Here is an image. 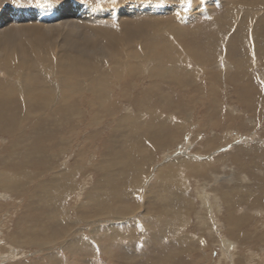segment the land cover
Masks as SVG:
<instances>
[{"label": "bare ground", "instance_id": "obj_1", "mask_svg": "<svg viewBox=\"0 0 264 264\" xmlns=\"http://www.w3.org/2000/svg\"><path fill=\"white\" fill-rule=\"evenodd\" d=\"M227 2L229 0H220V5L228 6ZM52 5L42 6L43 13L35 14L34 11L20 9L16 12L10 10L0 16V138L1 135L9 137V141L6 138L7 145H0V189L27 192L33 187L26 208L35 214L27 215L32 222L25 221L26 214L21 216L18 223L15 221L17 227L8 237V243L20 249H41L44 254L37 260L28 261L30 264H44L45 261L49 264H81L80 256L87 259L82 264H89V260L92 261L95 256L104 258L111 264L117 260L124 264H140L136 259L149 253L147 245L150 242L158 245L161 241L175 242L182 248L161 259L150 260V254H147L142 257L147 260V264H176V258L185 256L187 252H197L204 258V236L185 230L189 225L188 217L193 211V203L183 192L188 188L187 182L190 180L210 174L212 177H219L218 170L226 167L227 162V167L236 165L240 169V172H233L235 177H230L233 179L223 180H232V184H221L204 196L207 199L204 200L206 208L215 217L212 221H216L218 217L220 220L209 222L201 217L200 225H196H208L205 230L212 235L226 234L240 241L248 239L249 236L246 235L249 234L245 230H248L254 218L239 208L245 204L254 207L262 202L264 179H256L259 177L253 176V170H249L251 167L232 151L215 160L205 159L198 166L199 161L195 157L185 152L179 157L171 156L173 154L168 155L165 148H172V144L179 142L187 130L185 123L192 121L194 110L201 108L204 112L200 111L199 114L204 121L211 128L218 126L219 122L213 119V115L220 107L217 89L222 80H230L238 88L236 93H250V97L245 99L244 94L242 97L245 98L240 100L246 109L251 110V101L255 100L253 97H258L254 96L257 83L253 78L248 84L240 82L241 78L254 75L253 67L258 65L257 49L255 48L254 58L250 55L243 60L232 58V62L230 58L228 70L212 69L222 56L220 40L223 38V28H219L215 29L212 37L203 45L198 44L192 49H179L170 41L167 49L130 53L131 43L136 40L137 34L129 32L124 37H119L114 30L103 29L106 40L103 42L99 40L97 29L98 26H105V21H114L119 16H142L144 14L141 12L145 8H136L139 14L129 11L131 8L123 11L111 8L113 11H106L71 0L67 3L54 2ZM241 6H246L245 10L248 12L243 13ZM258 6H263L264 10V0H235L233 7H227L230 11L236 10L233 23L239 28L247 29L242 35L246 41L249 30L254 42L261 34L264 37V31L257 33L264 29L261 25L264 24V18L262 14H257L262 8ZM206 9L208 12L212 10L211 7ZM216 20L212 23L222 25ZM150 34L155 35L157 32L150 31ZM155 38L163 39V36L159 34ZM145 39L146 36L143 35L142 40ZM237 44L235 42L233 45ZM243 52L248 53L249 48L246 47ZM201 75L206 78L198 83ZM202 87L207 89L206 93ZM88 129L89 132L86 133L85 130ZM103 133L104 136L101 135ZM210 142L205 150L212 149L213 142ZM94 143L102 149L101 154L93 151L96 149L92 148ZM68 151L74 158L66 164L63 158L69 154ZM157 151L168 160L165 164L159 162L155 171L152 169L155 177L152 175V181L150 179L147 182L143 175L147 170L150 171L154 152ZM47 154L50 158L42 160V156ZM70 155L68 156L71 157ZM16 162L18 163L15 164ZM35 162L39 163L41 175L44 176L41 180L40 175L35 173L34 176L31 171L33 168L30 167ZM87 165L91 167L90 172L94 170L91 173L95 174L97 181L95 187L87 191L88 194L91 193L87 196L89 200L84 198L85 200L76 201V209L73 210V206L68 207L66 202L69 194L77 189V171ZM10 168L16 170L12 171ZM225 172L227 174L226 169ZM243 172L252 177L251 185L256 186L255 190L258 188L256 191L247 182L244 183L248 177ZM87 177L90 179V176ZM87 182L89 181L84 180L85 186L88 185ZM103 188L110 190L105 194V191L102 192ZM91 208L93 212H86ZM73 211H81L90 217L82 216L79 220L73 215ZM89 219L92 223L85 227H68V224L77 226ZM98 221L102 222L96 224ZM62 225L65 227H60L59 230L57 227ZM136 225L140 229H135ZM213 226H216L214 231ZM261 233L263 235L249 240L262 243L263 250L264 230ZM224 241V247L228 249L232 244L231 240ZM138 242H143L140 250L137 249ZM193 243L197 244V248L189 251L188 245ZM226 243L230 245L227 246ZM232 248H229L231 253L226 252L224 258L234 262L238 255L236 247ZM248 251L250 250L244 252ZM252 254L248 253V256H253Z\"/></svg>", "mask_w": 264, "mask_h": 264}, {"label": "rangeland", "instance_id": "obj_2", "mask_svg": "<svg viewBox=\"0 0 264 264\" xmlns=\"http://www.w3.org/2000/svg\"><path fill=\"white\" fill-rule=\"evenodd\" d=\"M59 1H61V3H67L68 2V0H44V2H43V0H0V16H3L4 14L9 13L10 10L16 12L17 10H20V9L27 10V11H34L35 14L43 13L44 8H41L42 6H45V5L53 6L52 4H54V2H59ZM77 1L80 2L81 4L87 3L90 6L99 8L100 10H106V11H113L111 8H117V9H119V11H123V10H126L128 8H131V9H129V11H131L132 13L138 12L140 14V12L136 10V8L137 9H139V8L144 9L145 8V10L141 12L142 14H144L142 16H138L135 18H128V17H120L119 16L114 21H105V26H98L97 35L99 36V40H101L103 42H106L105 36H104L105 33L102 31L103 29L111 30V31L114 30L119 35V37H124L129 32L137 34L136 40H134L133 43H131L132 46L129 50L130 53L132 51L145 52V51H153L151 49H164V48L167 49V48H169L168 45H169L170 41L173 42L174 44H176L179 49H184V48L192 49V48L197 47L198 44L203 45L206 40H209L212 37L211 35L215 32V29H219V28H223V30L221 32V36H223V38L220 40L222 56L219 59V61H217L215 63V65L212 67V69H216V68L217 69L218 68L225 69L226 68V70H228V68H229L228 67L229 66L228 60L230 58H231V60H230L231 62H232V58H237L239 60H243L244 58H248L247 56H249V55L252 58H254L256 55V51H255V48H256L257 52H258V56H257L258 65L253 67L254 68V70H253L254 75L252 74V72H250V74H252V75H249L250 77L241 78L243 82L241 81L240 83L242 84V83L247 82L246 84H248L249 82H251L249 80H251L252 78L255 79L257 86L256 87L253 86V87H255L254 91L259 92V93L255 92L254 96L258 95V97L256 96L258 98V100H259V98L261 100L262 99L263 100L258 101L256 97H253L257 101L256 102H254L255 100L251 101V104H253V106L251 105V107H250L252 111L249 110V108L246 109L245 104L243 102H241V100L243 101V99L245 97H246L245 99L250 97L249 96L250 93L248 92L249 93L248 94L247 92L241 91L240 92L241 97L244 96V94H245V97L241 98V97H239L240 96L239 91H237V93L235 91L238 88L236 87L237 88L236 89L230 80L220 81L219 86H218L219 88L217 89L218 100H220V107L218 108L217 112L214 113L215 115H213V119L215 121L219 122L220 124L218 123L217 127L211 128V126H209L208 123L204 121L205 119H203L201 117V114H199L200 111H203V110H201V108L194 110V115L192 116V121L188 124L185 123V127L187 130L183 133L182 137H180L179 142L174 144V145L172 144L171 145L172 148L171 147L169 148L170 150L168 148H167L168 150L165 148V151L167 152L168 155L173 154L171 156H175V157H179V155L181 156V155H183L182 153L185 152L188 155L195 157V159H197L199 161L197 164L198 166H200L202 164V162H205V159L215 160L219 157L224 156L225 153H227L228 151H232V153L234 155H237L244 163H246L249 167L252 168L251 169L248 167L250 171L253 170V171H251V173L253 174L254 177H257V176L259 177L256 179H258V180L264 179V168H263V166H264V150H263L264 149V121H263L264 120V114H261L262 112H264V104H262V102H264V93L262 92V90L264 88V72H262L264 70V39H262V38H264V37H263V34H261L260 37L257 38V40H255V42H254L252 35H251V30L248 29L249 32H247V34H248L247 35L248 36L247 41L242 38L244 31H247V29L246 28L243 29V27H240V28L237 27L238 25L236 26L235 23H233L234 22L233 19L236 18V10L230 11L227 9V7H233V2L235 0H229V2H227L228 6L227 5L226 6L220 5V0H216V1L215 0L214 1L213 0H71V2H74V3ZM136 3H137V5H136ZM131 4L133 5L132 7L130 6ZM141 4H142V6H141ZM207 7L212 8L211 12L207 11V9H206ZM245 7L244 6L240 7L241 10L243 11V13L248 12L245 10ZM258 7L262 8V9H259ZM258 7H256L257 10L259 9L257 14L259 16L262 14L261 16H263V18H264L263 6H258ZM133 8H135V9H133ZM156 8H157V11H155ZM174 8H175V10H174ZM203 8H205L206 11L202 10ZM173 10H174V12L172 14H169ZM257 10H255V11H257ZM243 13H242V16H243ZM214 19H217L216 21L220 22L222 25L216 26V24L212 23V21L214 22ZM104 20H106V19H104ZM230 20H233V21L231 22ZM253 20H254V18H253ZM261 25L264 26V24H261ZM259 27H260V24H259ZM150 31L157 32V34L152 35V34H150ZM263 31H264V29H261L257 33H261ZM257 33H255L254 36H256ZM159 34L161 36H163V39L155 38ZM143 35L146 36L145 40H142ZM108 40H109V38H108ZM223 41L225 44L223 43ZM245 41H246V43H245ZM110 42H112V41H110ZM235 42L238 44L234 46L233 44ZM246 47L249 48L248 53L243 52V51H245ZM202 50H203V48H202ZM234 51H235V53H234ZM240 55H242V56L240 57ZM243 56H245V57H243ZM194 65L196 66V64H194ZM149 66H151V65H149ZM210 66H209V68H211ZM148 68L150 69V67H148ZM148 68H147V70H148ZM251 70H252V68H251ZM204 77L205 76L201 75V77H199L198 83H201V79L205 80L206 77L205 78ZM259 84H261V85H259ZM205 86L206 85H204V87ZM203 89H204V92L206 93L207 89L206 88H203ZM237 94H238V96H237ZM237 97H239V100ZM238 101H240V102H238ZM243 104H244V106H243ZM260 107H261V109H260ZM246 113H247V115H246ZM197 114H198V116H197ZM260 116H263V117L261 118ZM224 117L225 118L228 117V119H225ZM227 120H229V121H227ZM85 132L88 133L89 129L85 130ZM104 133L101 135L104 136L105 135ZM2 136L3 135H1V138H0V145L1 144H2V146L7 145L8 141H9L8 135H4L3 139H2ZM86 136H88V135H86ZM238 136H239V138H238ZM6 138L8 139V141ZM232 138H234V140H232ZM235 138L238 140H236ZM245 138H247V139H245ZM1 140H2V142H1ZM209 142L210 143L213 142L212 144L214 146L212 145L211 150H205V147ZM97 145L98 144H96V143L93 144L92 148L95 149V147H96V149L93 151H97L96 153L101 154L100 150H102V149H99V147ZM231 147H232V149L230 150ZM98 149H99V151H98ZM68 153L69 154H66L65 157L63 158L65 160L66 164H69L71 162V160L74 158V155L71 156L70 155L71 153L69 151H68ZM68 155H70L71 157H69ZM103 155H104V153L102 154L101 157H103ZM106 155L109 156L108 153ZM202 155H204V156H202ZM207 155H209V156H207ZM157 157H158V159H157ZM159 157L163 158V160L160 159ZM48 158H50V156L48 154L46 156H42V160L46 161V160H48ZM201 159H203V160L201 161ZM92 160L93 159H91V161ZM167 160H168L167 158L163 157L162 153H160L158 151L154 152V155H153V162L154 163L153 162H152L153 164L151 163V165H150L151 168H149L150 171L147 170V173H144V175L142 174L143 176H145V177L142 176L144 178V180H146L148 182L151 179V181H152V179L155 177V172H154L156 170L155 168H158V165H160V164H165ZM21 161H22V159H21ZM159 162H160V164H159ZM17 163L18 162H16L15 164H17ZM228 163L229 162L225 163L226 167L223 166V167H221L222 169L218 170L219 175L218 174L217 175L219 177H217V178L212 177V175L210 174L208 176L198 178L197 180H190L189 182H187L188 188L183 193L186 196H188L189 199L191 200V202L193 203V211H192L191 215L188 217L189 218L188 219L189 225H188V228L186 227L185 230L191 231L194 233H198V236L200 235L201 237L204 236L205 239L203 237L202 241H204V243L206 241V249L204 250L205 252L203 253L205 255L204 258H201V255L198 254L197 252L191 253V254L187 252V254L185 256L182 255V256H179L178 258H176V264H264V249L263 250L261 249L262 248L261 245L263 246V244L260 242H251L250 241V240L256 239V238H254L256 236L263 235L261 233V231L264 230V227H263L264 226L263 225L264 224V192L262 194L263 195V197L261 199L262 202H260L258 205L252 207L250 205L247 206L245 204V205H241L239 208L240 210L243 209L242 211L249 213V214H247L249 217L254 218V220L251 221V225L248 227V230H245L249 234V235H246V236H249V238L246 240L244 239V241H246V242H244L243 240L242 241L237 240L235 237L229 236L226 234H224V235L222 234L223 236L221 234L218 236L215 234L212 235L211 233H207V231L205 230L208 227V225L206 227L198 226V225H200L199 223L201 222L200 221L201 217L203 219L206 218L209 222H216L218 219L220 220V218L218 217L216 219V221H212L213 218H215V217H212L209 213V210L206 208V203H205L206 201H204V200H207V199H205L204 196L207 194H210V192H212L216 187H218L221 184H232V180H231V182L223 181V180L228 179V178L233 179L230 177H233V176L235 177V173L240 172V169H237L236 165H234V167H232V168L227 167ZM15 164L13 163V165H15ZM38 164H39L38 162H35L34 166H32L30 168H33L31 171H32L34 176H35V173H36V175L41 176V178L39 177V179L41 180L44 178V176L41 175V171H40ZM89 166L90 165L83 166V167H81L82 168L81 170L77 171V173H79V175L77 177V179L79 180L77 189H74L73 192L69 194L70 196L68 195L69 199H68V202H66V205L70 208H72V206H73V210L76 209L75 205L77 202H79L81 200H85L86 198L89 200V197H87V196L90 195L91 193L88 194L89 192H87V191H89L92 187H95L94 184L96 183L97 178H96L95 174L91 173V172H94V170L91 172L89 171V169H91V167L89 168ZM152 166H154V167H152ZM225 169L227 170V174L225 172ZM254 169L255 170L257 169V170L255 171ZM10 170L15 171L16 169L10 168ZM82 170L84 172H82ZM261 170H263V171H261ZM257 171H259V173ZM151 172H152V174H150ZM233 172H235V173H233ZM243 173H244L243 175L250 178V179L245 178L244 183L247 182L246 183L247 185H251V182L253 181L252 177L249 176V173H246V172H243ZM254 173H256V174L254 175ZM81 174L84 178L81 176ZM148 175H150V176H148ZM152 175H153V178H152ZM87 176H90V179H88ZM36 178H38V177H36ZM84 180L89 181V182H87L88 185H86V186L84 185ZM219 182H221V183H219ZM196 183H198V184H196ZM189 185H190V187H189ZM255 187H256L255 185H254V187H252V185H251V188L254 191H256L258 189V188H256V190H255L254 189ZM32 188H30L27 192H23V191L13 192L11 190L5 191V190L0 189V195L2 196V198H0V205L2 204L0 206V214H2V216L0 215V264H17L19 262H21V264H23L24 262H25V264H30V263H28V261L31 262L33 259L37 260L38 258H40L44 254V253H42L41 249H34V248H28V247H26L25 249H20V248H16L14 246H11L10 242L8 243V239H9L8 237L11 236V233L14 232L12 230L16 229L18 221L19 220L21 221V218H22L21 216L26 214L25 221H29V222H32V221H30L27 217L28 216H35L33 211L30 212L29 209L26 208V206L29 205L28 196H29V193L31 194ZM84 188H86L87 190ZM83 189H84V191H83ZM107 190L109 191L110 189H107ZM107 190L104 189V190H102V192L105 191V194H107L106 193ZM85 191H86V193H84ZM6 196L8 199L5 198ZM80 196L81 197L83 196V198H81ZM92 197L93 196L91 195V198ZM139 197L142 198L141 195ZM257 198H259V197H257ZM87 199H86V201H88ZM4 203H5V205H4ZM251 208H253V209H251ZM220 209H222L221 206H220ZM70 210H72V209H70ZM86 212H93L92 208ZM82 214L83 213H81V211L80 212L73 211V215L76 216L79 220H81L80 217H82V216H85V217L88 216V215H85V214L82 215ZM70 215H72V214L70 213ZM77 215H79V216H77ZM237 215H238V213H237ZM88 217H90V216H88ZM2 218H3V220H2ZM12 220H13V222H12ZM7 222H9V223L7 224ZM101 222L102 221H98V222H96V224H99ZM91 223H92L91 219H89V220H87V222L83 221L82 223L78 224L77 226H73V225L70 226L68 224V227H70L72 229H76V228L78 229V227H81V226L85 227L87 224L89 225ZM196 224H198V225H196ZM63 226L64 225L59 226L57 228L59 229L60 227H63ZM261 226L263 228L262 230L260 229ZM6 227H8V228H6ZM73 227H75V228H73ZM130 227H132V226H130ZM215 228H216V226H213V231ZM135 229L138 230L140 228L138 227V225H136ZM54 230H57V229L54 228ZM7 233H8V236H7ZM206 238H208V239L206 240ZM224 239L226 241L231 240L230 243H232L231 244L232 246L230 245V243H226L227 246L230 245L227 247L228 249H226L224 247V244H225ZM141 240H144L143 237H141ZM250 242H251V244H250ZM142 243L143 242H141V243L138 242V245H139L138 246L139 248H137L138 250H140L141 247H143ZM235 244H236V246H235ZM149 245H150V247H148ZM152 245H153V247H151ZM233 245L236 247V252L238 253V254L236 253V255H238V258L234 262L230 261L229 259L225 260V258H224V255L226 254V252L231 253L229 251L230 247L235 248ZM181 248L182 247H179L175 242H162L161 241L158 245L150 242L147 245V252H149L147 254H150V257H149L150 260L151 259H161L164 255L176 253L177 249L179 250ZM196 248H197L196 243L188 245L189 251H195ZM237 248H239V249H237ZM245 250L246 251L250 250V251L244 252ZM171 251H173V252H171ZM6 253H7V255H6ZM248 253H249V255L253 253L252 254L253 256H250L251 259L248 256ZM15 254H17V255H15ZM147 254L141 255L136 260H139L140 264H144V262H146L147 260L142 259V257L147 255ZM244 255H246V256L241 259V257ZM14 257H16V258H14ZM80 257H81L80 261L82 264L84 259H86V258H82V256H80ZM95 258H97L99 260V262ZM69 259H70V257H69ZM102 259L99 256H97V257L95 256V257H93L92 261L89 260V264L90 263L91 264H98V263L99 264L100 263L101 264H105V263L111 264L110 262H107L106 259H104V258H102ZM189 260L191 261V263H189ZM117 263L120 264L121 260L120 261L117 260L116 262H114V264H117ZM147 263L148 262H146L145 264H147ZM44 264H49V262L45 261ZM86 264H88V263H86ZM121 264H124L123 261Z\"/></svg>", "mask_w": 264, "mask_h": 264}]
</instances>
